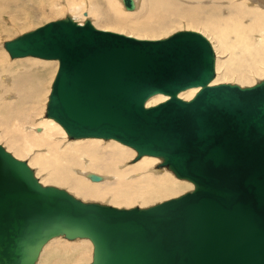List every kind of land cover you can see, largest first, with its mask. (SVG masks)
<instances>
[{
    "label": "water",
    "instance_id": "1",
    "mask_svg": "<svg viewBox=\"0 0 264 264\" xmlns=\"http://www.w3.org/2000/svg\"><path fill=\"white\" fill-rule=\"evenodd\" d=\"M3 46L12 58L57 59L45 116L69 137L158 156L193 188L146 207L83 202L40 185L0 146V264H34L57 234L91 241L86 264H264V79L208 84L211 47L185 29L140 40L65 17ZM157 93L167 98L143 107Z\"/></svg>",
    "mask_w": 264,
    "mask_h": 264
},
{
    "label": "bare ground",
    "instance_id": "2",
    "mask_svg": "<svg viewBox=\"0 0 264 264\" xmlns=\"http://www.w3.org/2000/svg\"><path fill=\"white\" fill-rule=\"evenodd\" d=\"M41 1L39 0V3L35 4V0H0V39L1 34L3 32H6L7 30V25L3 24V22L6 20H10L14 24H16V26L27 27L29 24L39 23L44 13L46 12L43 10L47 7L53 8L54 10L59 8L66 11L71 10V13L74 15H77L79 11V8H77L78 0H62V3L60 0ZM135 2L134 0H132L133 8L122 15L119 7V0H88L87 2H84L83 5V8L87 9V16H84L85 21H88L92 26L93 22H96L97 24L106 27L116 28L120 31V34L123 32L122 29L124 28H130L135 32H142L144 34H152L157 31L161 32L170 28L173 23L180 22L179 16H182L189 25L203 26L207 31H210L214 35L213 39H215L217 42V48L225 50L226 58H224L221 62L224 68L219 74L221 77L228 78L233 75H241L243 77H247L251 74H256L261 76L259 77V79H264V0H135ZM62 4H64V6ZM37 6L41 9H39ZM106 7H108L116 17L107 16L109 15V11H105L104 15H102L101 11ZM22 8H24L25 10H22ZM129 15H133V18L126 19V16ZM56 21L57 20L48 23ZM75 23L81 25L84 23V21ZM96 29L109 31L99 28ZM127 35H131L130 37L133 36V34L129 33ZM133 38H141L140 40H142V37ZM207 41L211 47L213 54V77L210 79L208 84L213 85L212 81L216 76L215 67L217 70V64L215 61V54L212 45L208 39ZM226 46L230 47L229 51L226 50ZM33 58L36 57L33 56ZM37 58L47 61H57L56 58ZM15 64H17V61H14L12 63L0 64V78H2L5 83H7L6 81H8L7 76L9 75V71L11 70L10 65ZM18 66L23 70L21 74L22 76H26L29 69H34L35 72L40 73L41 70L46 67L45 63H41L38 60L28 58V56L27 58L19 61ZM53 66H55V63L53 64ZM44 84L45 80L29 82L25 79L14 83V88H8L7 91L4 88H1V95H4L0 97V103H2L1 107L5 111H8L10 106H13L18 113V116L20 117L21 114L19 112V107L24 106V111L32 115L36 111V108L33 105V100L38 99L40 98V96H42L41 91L47 88V86H44ZM3 87H5V85H3ZM197 90L198 86L185 88L184 90H181L177 93V97L182 100H188ZM182 92L184 95H186L184 99L180 97V94ZM10 93L15 98V100L12 101L13 103L7 102L5 99H3L4 101H2V98H5V95L6 97H9ZM157 95H163L167 98V96L164 94H154L143 102V107L146 108L152 106L148 105L147 102ZM5 116L10 119L12 118L13 113H6L4 114V117ZM42 121V128H34L37 133L41 132V130L43 129L42 133H31L32 139L26 138V141L28 143H23L21 147L23 152L19 149L20 143L16 140V138H10L8 140V143L9 149H11L15 153V155L19 157L23 156L24 152H26L28 148L31 149L34 147H41L40 149L46 148L48 150V152L50 153L49 159L44 157L45 155H41L43 151L33 152L32 154L26 155L29 158V166L35 165L39 168L43 167L49 162H52L54 164V166L50 167L47 171V175L44 177V183L55 184L59 186L69 185V188L83 201L87 199L102 201L109 195V192H119V195L121 196L120 198H122V200L125 202V204L122 203L123 207L124 205L132 204L134 202H139V204L143 207L144 205L148 206V204L159 202V197L165 195L171 190V184L169 183V178L171 177V175L167 173L162 175L160 180L157 181L150 180L149 176L145 179L140 178L131 180L132 175L134 174V176H136L140 171L152 172L155 171V169L166 170L167 168L159 167V164L162 163L160 157L144 154V156H141L146 158L142 161L138 160L141 156L136 159L137 161H132V158L135 157V152L133 151L134 148H129L131 146L127 147L124 144L112 145V142L107 141L110 140V138L105 139L100 137H69L63 130V128L52 118L45 117ZM58 135L67 139L77 138V140L73 141L84 147V150L79 151V153L77 151H72V146L70 145H65L63 149L60 150L64 143L63 141L58 139ZM43 139L46 140L45 144L40 142ZM84 141L87 142V145L83 144ZM112 148L117 155L116 157H114L110 153ZM2 149L6 151V149H4L3 147ZM11 156L15 158L13 155ZM73 159L76 160L74 161ZM99 159L103 162L104 166L98 167L97 162H94L95 160ZM83 160H85L86 162H84ZM120 163L126 165L125 169L120 170L121 167L117 166V164ZM140 163L141 166H139ZM28 165L26 164V166ZM80 165L86 166L87 170L77 171V173L74 174V170H72V168L80 167L79 169L81 170L82 167ZM107 168L111 172H109ZM94 172L108 173L111 175L112 180L109 176H106L108 180H104L105 178L102 179L101 175L95 174ZM91 174L99 176L100 179L89 182V180H92L90 177ZM124 178L128 181H123ZM82 180L91 183V186L83 185L81 183ZM120 183L122 184L123 189L117 190L114 188L113 190V185H117ZM188 190L189 188L184 192ZM165 199H167V197H164L163 200ZM211 226V222L206 223L204 229L210 228ZM259 227L262 231V225H260ZM261 231L259 232L260 234ZM207 232H209L208 229ZM50 239L51 238L46 240L42 244V246L47 244L46 242H49ZM58 241L60 242V244L62 243L60 239ZM58 241H52L48 244L50 250L48 252L46 250L47 253L45 254L48 255V259L46 261L43 260L39 264H54L53 260L55 261V264H58L56 260L58 254L57 246L59 245V243L57 244ZM68 242L70 243V241ZM88 244L89 242L87 240H79L77 241V243L73 244L64 243L66 247H69V250H67L66 252L68 258L61 259L60 264H69L81 261V258L75 257L78 254L77 245L88 248ZM42 246L38 250V253L34 259V264L37 260L38 255L41 256L40 254L42 251ZM51 246H53V248H51Z\"/></svg>",
    "mask_w": 264,
    "mask_h": 264
},
{
    "label": "rangeland",
    "instance_id": "3",
    "mask_svg": "<svg viewBox=\"0 0 264 264\" xmlns=\"http://www.w3.org/2000/svg\"><path fill=\"white\" fill-rule=\"evenodd\" d=\"M60 1L62 3V0H60ZM87 1L88 0H78L77 8H79V11H78L77 15L72 14L71 10L70 11H66V10L61 9V8L54 10L53 8H48L47 7V8H45L43 10V11H46V12L44 13L42 19L37 24H29L27 27H20V26H16V24L11 22L10 20H6V21L3 22V24L7 25V30H6V32H3L1 34V39H0V41H1L0 42V64L12 63L14 61H17V64L10 65L11 70L9 71V75L7 76V80H8V81H6L7 83H5L2 78H0V97L4 96V95H1V88H4L7 91L8 88H14L13 87L14 83L22 81V80H25V79L28 80L29 82H36L38 80H45L44 86H47V88L45 90L41 91L42 96H40V98H38V99L33 100L34 101L33 105L35 106L36 111L32 115L30 113H28V112H25L24 111V106H21V107H19V112L21 114V116L19 117L18 113L16 112V110H15V108L13 106H10L9 110L5 111L1 107L2 103H0V145L4 149H6L7 152H9L11 155H13L15 158L24 161L27 165H28V159H29L26 156L27 154H32L33 152L43 151L42 153H45V154L41 153V155H45L44 157L49 159L50 153L48 152V150L46 148L45 149H40L41 147H39V148L38 147H34V148H31V149L28 148L27 151L24 152V155L19 157V156L15 155V153L11 149H9L8 140L10 138H12V137L16 138V140L20 143L19 149L23 152L21 147H22L23 143H28L26 141V138L32 139V134L31 133H34V134L35 133L36 134L42 133L43 129L41 130V132L37 133L34 128L35 127H41L42 128V126H43V121L42 120L46 117L45 116V105H46V101H47V96H48V92L50 90L51 82H52V80H53V78L55 76V73L57 71V68H58V62L56 60H48L47 61V60L38 59L37 57L33 58V56L32 57L28 56V58L38 60L41 63H45L46 67L44 69H42L40 73L35 72L34 69H29L27 75L26 76H22L21 74H22L23 70H22L21 67L18 66V64H19V61H21L22 59L27 58V56L18 57V58L10 57L8 52L4 49L3 43L5 41H8V40L12 39V38H15L16 36H18V35H20L22 33H25V32L31 31L33 29H36L37 27H39L41 25H44V24H46L48 22L59 20V19H64L65 17H69L71 20H73L75 22H83V21H85L84 16H87V9L83 8V5H84V2H87ZM35 2H36L35 4H38L39 0H35ZM134 2H135V0H134ZM135 4H136V2H135ZM62 5L64 6V4H62ZM119 7H120V11H121L122 15L124 13H126L127 11H130V10H126V8L123 6L122 0H119ZM38 8L41 9L40 7H38ZM22 10H25V9L22 8ZM105 11H109V15H107V16L116 17L111 12V10L108 7L104 8L101 11V14L104 15ZM132 16L133 15L126 16V19H131V18H133ZM91 18H93V17H91ZM94 19H96V18H94ZM179 20H180V22L173 23L170 28H168L166 30H163L161 32L157 31V32L152 33V34H144L142 32H135L134 30H132L130 28H124V29H122L123 32L121 34H126L127 35L129 33V34H133L132 37H137V38L142 37V39H147V38H149V39H159V38L167 37V36H169L170 34H172L173 32H175L177 30H182V29L190 30V29H192L193 31H198L201 34H203V36H205L209 40V42L212 45L214 54H215V61H216V64H217V70L218 71L216 70V67H215L216 76H215L214 80L212 81L213 84H218V83H231V84H234V83H236L238 85L240 84L239 86L242 85L241 87H247V86L254 85L255 83L261 81V79H259V77H261V76L256 75V74H251V75H249L247 77H243L241 75H238V76L233 75V76L228 77V78L221 77L219 74H220L221 70L224 68V66L221 64V62H222V60L224 58H226L225 57L226 56V52H225L224 49H218L217 48V42H216L215 39H213L214 35L210 31H207L203 26L189 25L182 16H179ZM93 26L96 27V28H99V29H105V30H109V31L120 33V31L118 29H116V28L106 27V26L97 24L96 22L95 23L93 22ZM127 36H129V35H127ZM229 49H230V47L226 46V50L229 51ZM54 63H55V66H53ZM3 69H5V68H3ZM238 77H240V78H238ZM257 79H259V80H257ZM252 82H253V84H252ZM3 85H5V87H3ZM180 97L184 99V97H186V95H184L183 92H182L180 94ZM7 98H8V100H7ZM165 98L166 97L163 96V95H157V96L151 98L147 103H148V105H154V104H156L158 102H161V101L165 100ZM3 99H5L7 102H12V101L15 100V98L12 96L11 93L9 94V97L8 96L6 97V95H5V98H2V101H4ZM6 113H13L12 118L8 119L6 116L4 117V114H6ZM4 119H8V120H4ZM58 139L63 141V143H64L60 150H62L65 145L72 146L71 150L72 151H77L78 153H79V151H83L84 150V147L80 146L77 142L73 141V140H77V138L67 139V138H64V137L58 135ZM83 140H87V139H83ZM107 141L112 142L111 143L112 145L121 144V143H119V142H117L115 140H112V139L107 140ZM40 142L45 144L46 140L43 139ZM83 144L87 145V142L84 141ZM125 146H127V145H125ZM127 147H129V146H127ZM129 148L133 149L132 147H129ZM133 151L135 152V157L132 158V161H134V160H136L138 158V157H136V151L134 149H133ZM110 153L114 157L117 156L113 148L110 151ZM145 158L146 157H142L141 156L138 160L142 161ZM73 160L75 161L76 159H73ZM128 160H126V161H128ZM83 161L86 162L85 160H83ZM94 162H97V166L98 167L104 166L103 162L100 161V159L99 160H95ZM52 166H54V164L52 162H49V163L45 164L43 167H39V168L37 166H35V165H33V166L32 165H30V166L28 165V167L33 172L34 177L37 179V181L41 185H43V186H54V187H57V188H62L65 191H67L69 194L74 196L75 198L83 201L79 196H77L69 188V185L59 186V185H55V184H46V183H44V177L47 175V171ZM80 166L83 169L81 168V170H80L79 169L80 167H77V168L73 167L72 168V170H74L73 171L74 174L77 173V171H83V170L86 171L87 170L86 166H82V165H80ZM117 166L121 167L120 170L121 169H125V167H126V165H124L122 163L117 164ZM139 166H141V163H140ZM108 167H109V165H108ZM159 167L160 168L164 167V168H167V169L166 170L155 169V171H152V172L140 171L136 176H134V174H133L132 177H131V180L140 179V178L141 179H145V178H147L149 176L150 180H156L157 181V180H160L161 176L166 174V173L171 175V177L169 178L170 179L169 183L171 184V190L168 193H166L165 195L159 197V202L162 201L164 199V197H167V199L168 198H172V197H175V196H178V195L184 193V191L187 190L188 188H189V190H191L193 188V184L191 182H189L187 180H184L182 178L181 179L176 178V176L173 174V172L171 170H169L168 167L165 166L164 164L160 163ZM107 170H108V168H107ZM108 171L111 172L110 170H108ZM94 173L98 174V175H101L102 179L105 178L104 180H106V179L108 180V178L106 176H109L110 179L112 180L111 175L108 174V173H98V172H94ZM76 175H78V174H76ZM104 175H105V177H104ZM90 181H93V180H89V182ZM123 181L126 182L128 180L124 178ZM89 182H87L85 180L81 181V183L83 185L91 186V183H89ZM94 182H96V181H94ZM114 188L117 189V190H122L123 186L120 183V184H117V185H113V190H114ZM108 194L109 195L106 198H104L102 201L87 199V200H84L83 202H97V203H100V204H107V205L109 204L111 206H115L116 205L115 207H123L122 203L125 204V202L122 200V198H120L121 196L119 195V192L111 191ZM146 199H151V198H146ZM155 203H157V202H155ZM149 205H152V204H148V206ZM132 206L143 207L142 205L139 204V202H134L132 204L124 205L123 208H129V207H132ZM146 206L147 205H144V207H146ZM59 239L62 242L61 244L58 241ZM56 240L58 241L57 244L59 243V245L57 246L58 254H57V257H56V260H57L58 264H60V260L61 259L68 258L66 252H67V250H69V247H66L64 245V243L73 244V243H77V241H79V240H87L89 242V244H88L89 247L88 248H84V247H81L80 245H77L78 254L75 257L81 258V261L73 262V263H69V264H86L89 261H91L92 243H91V241L88 238H84V237L67 238L63 234H60V235H56V236L51 237L49 242H46L47 244L42 246L41 250L43 252L41 251V254L39 252V254L41 256L38 255V257H37L38 261L36 260L35 264H39L43 260L46 261L48 259V255H45L50 250V247L48 246V244L50 242L56 241ZM68 241H70V243ZM90 244H91V246H90ZM53 245H55V244H53ZM51 248H53V246H51ZM46 250H47V252H46ZM44 258H46V259H44ZM53 262L55 264L54 260H53Z\"/></svg>",
    "mask_w": 264,
    "mask_h": 264
}]
</instances>
